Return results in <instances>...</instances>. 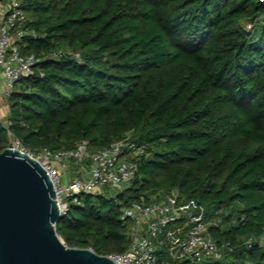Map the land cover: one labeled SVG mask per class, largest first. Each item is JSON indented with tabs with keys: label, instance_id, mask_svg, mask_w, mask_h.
<instances>
[{
	"label": "trees",
	"instance_id": "trees-1",
	"mask_svg": "<svg viewBox=\"0 0 264 264\" xmlns=\"http://www.w3.org/2000/svg\"><path fill=\"white\" fill-rule=\"evenodd\" d=\"M21 6V52L41 59L4 95L0 151L12 136L35 151L80 140L96 150L128 132L147 144L130 186L67 197L56 227L65 244L124 251L132 221L123 208L176 189L207 208L209 235L234 249L166 263L162 247L157 264H264V0Z\"/></svg>",
	"mask_w": 264,
	"mask_h": 264
},
{
	"label": "built area",
	"instance_id": "built-area-1",
	"mask_svg": "<svg viewBox=\"0 0 264 264\" xmlns=\"http://www.w3.org/2000/svg\"><path fill=\"white\" fill-rule=\"evenodd\" d=\"M26 12L21 0H0V72L5 83L3 95H8L14 83L24 74L33 72L41 59L35 53L21 52L26 34ZM65 52L53 51L49 57H60ZM79 57V53H75ZM8 147L20 150L40 161L56 192V200L63 215L68 210L67 197L77 201L76 194L109 188L121 191L130 186L138 169V159L146 153L147 144L136 140L130 132L108 146L93 150L87 140L76 142L73 148L31 150L15 136ZM88 163L86 171L66 182L63 173L70 162ZM207 208L196 199L180 201L173 189L165 196L153 197L149 202L132 201L123 208L121 219H130V243L124 251L106 253L118 264H157V250L168 249L169 260L189 259L190 263L205 258H220L226 250H233L230 241L220 245L207 230L212 220ZM256 240L249 238L246 245ZM264 244V236L257 240Z\"/></svg>",
	"mask_w": 264,
	"mask_h": 264
},
{
	"label": "water",
	"instance_id": "water-1",
	"mask_svg": "<svg viewBox=\"0 0 264 264\" xmlns=\"http://www.w3.org/2000/svg\"><path fill=\"white\" fill-rule=\"evenodd\" d=\"M42 163L0 151V264H118L91 247H70L56 227L62 214Z\"/></svg>",
	"mask_w": 264,
	"mask_h": 264
},
{
	"label": "crops",
	"instance_id": "crops-1",
	"mask_svg": "<svg viewBox=\"0 0 264 264\" xmlns=\"http://www.w3.org/2000/svg\"><path fill=\"white\" fill-rule=\"evenodd\" d=\"M1 82L4 83V80H3V77H2V73L0 72V104L1 105V108H0V113H2V116H5L6 117V114H7V105L5 106L4 105V101L2 102V99L5 100V98L3 97V89L5 87V83L4 85L1 87ZM2 98V99H1ZM2 119V118H1ZM84 165H86L88 167V163L87 161L84 162ZM73 175V172L72 171H65L63 173V178H64V181L66 182L69 178H71Z\"/></svg>",
	"mask_w": 264,
	"mask_h": 264
},
{
	"label": "rangeland",
	"instance_id": "rangeland-1",
	"mask_svg": "<svg viewBox=\"0 0 264 264\" xmlns=\"http://www.w3.org/2000/svg\"><path fill=\"white\" fill-rule=\"evenodd\" d=\"M4 85V83L1 82V87ZM4 97V96H3ZM2 99V98H1ZM5 102L4 99H2V102ZM1 105L0 104V108H1ZM4 105L6 106V103H4ZM0 118L2 119H5V116H2V113H0ZM87 169V166L84 165V163H76V162H70V166H69V170L68 171H72L73 172V175H81V173L84 171H86Z\"/></svg>",
	"mask_w": 264,
	"mask_h": 264
}]
</instances>
